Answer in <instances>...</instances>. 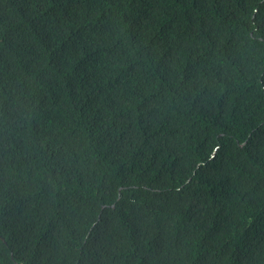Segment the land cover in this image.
I'll list each match as a JSON object with an SVG mask.
<instances>
[{"label": "trees", "instance_id": "obj_1", "mask_svg": "<svg viewBox=\"0 0 264 264\" xmlns=\"http://www.w3.org/2000/svg\"><path fill=\"white\" fill-rule=\"evenodd\" d=\"M0 264H264V0H0Z\"/></svg>", "mask_w": 264, "mask_h": 264}]
</instances>
